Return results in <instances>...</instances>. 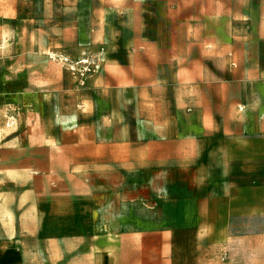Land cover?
Instances as JSON below:
<instances>
[{
  "label": "crops",
  "instance_id": "1",
  "mask_svg": "<svg viewBox=\"0 0 264 264\" xmlns=\"http://www.w3.org/2000/svg\"><path fill=\"white\" fill-rule=\"evenodd\" d=\"M58 1L0 0V264H264V0Z\"/></svg>",
  "mask_w": 264,
  "mask_h": 264
},
{
  "label": "built area",
  "instance_id": "2",
  "mask_svg": "<svg viewBox=\"0 0 264 264\" xmlns=\"http://www.w3.org/2000/svg\"><path fill=\"white\" fill-rule=\"evenodd\" d=\"M82 64L84 66L81 70L80 81H81V85H86L87 80L91 76V74L95 73L97 70L100 69L101 63L100 60L98 61L85 60L82 62ZM71 69L75 70V67L71 66Z\"/></svg>",
  "mask_w": 264,
  "mask_h": 264
},
{
  "label": "rangeland",
  "instance_id": "3",
  "mask_svg": "<svg viewBox=\"0 0 264 264\" xmlns=\"http://www.w3.org/2000/svg\"><path fill=\"white\" fill-rule=\"evenodd\" d=\"M56 2H59L58 0H56ZM58 7H60L59 5H58ZM60 57L58 56V59H59ZM66 61V60H65ZM65 61L64 62H62V64H63V66L65 67V68H69V70L71 69V66H73V67H75V70H72L71 69V71L72 72H74L75 73V75L76 76H78L79 78H81L80 77V75H81V70H82V68H83V64H80V65H77L75 62H72V61H66L67 63H65Z\"/></svg>",
  "mask_w": 264,
  "mask_h": 264
},
{
  "label": "bare ground",
  "instance_id": "4",
  "mask_svg": "<svg viewBox=\"0 0 264 264\" xmlns=\"http://www.w3.org/2000/svg\"><path fill=\"white\" fill-rule=\"evenodd\" d=\"M51 54L54 55L53 52H51ZM64 59H65V58H64ZM83 61H85V60H83Z\"/></svg>",
  "mask_w": 264,
  "mask_h": 264
}]
</instances>
